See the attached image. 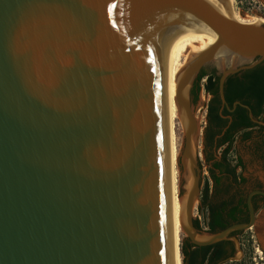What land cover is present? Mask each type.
Returning a JSON list of instances; mask_svg holds the SVG:
<instances>
[{
	"label": "water",
	"instance_id": "95a60500",
	"mask_svg": "<svg viewBox=\"0 0 264 264\" xmlns=\"http://www.w3.org/2000/svg\"><path fill=\"white\" fill-rule=\"evenodd\" d=\"M231 10L230 0H0V264H175L169 54L204 28L218 41L176 91L191 181L183 231L197 247L233 241L243 254L231 235L255 227L251 199L248 224L202 237L193 218L195 84L213 69L232 111L227 80L264 63V25Z\"/></svg>",
	"mask_w": 264,
	"mask_h": 264
},
{
	"label": "flooded vegetation",
	"instance_id": "af4514ba",
	"mask_svg": "<svg viewBox=\"0 0 264 264\" xmlns=\"http://www.w3.org/2000/svg\"><path fill=\"white\" fill-rule=\"evenodd\" d=\"M230 78L237 82L235 85L247 81L244 72ZM209 96L212 100L216 98L215 95L209 94ZM218 99L220 121L212 123L209 120L210 106H208L205 156L206 163L209 164V177L202 192L198 210L201 213L200 220L207 233H212L211 223L215 224L217 233L235 224H248L252 219L248 205L251 199L256 225L248 231H251L260 241L264 238V107L260 112L255 102L252 103L253 107L239 102L248 108L243 106L234 108L237 102L232 106L227 102L232 110L229 111L227 106L222 104L220 96ZM214 106L217 107V104ZM240 145L250 158L252 169L246 167L241 153L239 155L238 146ZM230 147H232L230 153L225 156L226 150ZM233 149L238 153L236 162L230 159ZM206 188H208L207 196H205ZM221 225L227 227L220 229ZM248 231L235 232L231 236L240 241ZM261 246L264 250L262 243ZM223 251L229 258L237 254L233 241L223 242Z\"/></svg>",
	"mask_w": 264,
	"mask_h": 264
},
{
	"label": "bare ground",
	"instance_id": "6f19581e",
	"mask_svg": "<svg viewBox=\"0 0 264 264\" xmlns=\"http://www.w3.org/2000/svg\"><path fill=\"white\" fill-rule=\"evenodd\" d=\"M234 0H230L231 12L234 18L243 24L248 25H264V19L254 16H247L242 18L233 8ZM227 14V10L223 9ZM218 41L217 34L204 28L201 31L192 33L172 47L169 54L168 64V107H169V133H170V162H171V182H172V204H173V230H174V247H175V264H184L183 256L181 255V235L183 231V212L187 202V190L191 185L185 188L183 186L182 172L179 165V159L181 153L179 152L178 145V131L180 128V122L182 123L180 111L176 102V91L178 81L182 70L186 65L198 54H201L212 47ZM204 107L200 108V112H203ZM199 114V113H198ZM196 119L202 124V118ZM202 128V127H201ZM181 129V128H180ZM202 132V130H201ZM185 189H184V188ZM185 193H183V191ZM199 202V201H198ZM197 206V204H196ZM195 213V212H194ZM261 243L264 246V238Z\"/></svg>",
	"mask_w": 264,
	"mask_h": 264
},
{
	"label": "trees",
	"instance_id": "16d2710c",
	"mask_svg": "<svg viewBox=\"0 0 264 264\" xmlns=\"http://www.w3.org/2000/svg\"><path fill=\"white\" fill-rule=\"evenodd\" d=\"M246 83L236 84L233 78H230L226 83V99L230 106L235 102H241L245 105L253 107V102L257 105L261 112V108L264 107V63L257 66L253 70L245 71ZM206 80L204 85L205 92L209 95H215L216 98L213 99L209 106V120L218 122L220 118L218 117V110L220 101L218 99V78L213 72L211 75L207 74L206 70H203L202 74L199 76L195 89L193 90L194 102L200 100L201 91L203 86L201 82ZM217 104V107L214 106ZM219 104V105H218ZM232 146V145H231ZM231 148L226 150L225 156L231 151ZM208 195V188H206L205 196ZM196 227L200 229L199 222H196ZM212 233H217V228L215 224H210ZM227 226L221 225L220 229H224ZM182 253L184 257V264H220L229 257L223 251V242L218 243L209 247H197L193 245L190 240H187V245L182 247Z\"/></svg>",
	"mask_w": 264,
	"mask_h": 264
},
{
	"label": "rangeland",
	"instance_id": "374dc122",
	"mask_svg": "<svg viewBox=\"0 0 264 264\" xmlns=\"http://www.w3.org/2000/svg\"><path fill=\"white\" fill-rule=\"evenodd\" d=\"M233 8L242 18H246L247 16H254L264 19V0H234ZM205 70L209 75L215 72L211 68H207ZM205 84H206V80H203L201 82V85L203 86V90L201 91L200 100L196 103L194 102L195 115L197 117L202 118L203 120L202 124H200V126L202 127V140L200 143L199 156H198V162L201 167V195L199 202L197 203L193 217L195 222L201 223L199 231H200V236L202 237L206 236L207 232L205 231V227L202 221L200 220L201 213H199L198 210L201 204L202 192L204 190V187L208 183L207 180L209 177V164L206 163L204 138L208 127V122H207L208 106L212 100V97L209 96L204 90ZM202 106L204 107V110L203 112L202 111L200 112V108H202ZM180 128L178 131V145H179V152L181 153L183 148V140H184V129L181 125V122H180ZM238 148L240 149L239 155L241 153V156L243 158L244 163L246 164V167L252 169L253 167L250 162V158L246 155L245 151L243 150V146L240 145L238 146ZM238 148L236 149L238 150ZM237 150L233 149L230 154V159L233 162L237 161V156H238ZM183 193H185V191ZM187 240L188 237L184 234V232H182L181 248L187 245ZM237 240L239 242L243 254L237 253L235 256L240 258V260L236 262H230L227 264H264V250L261 246L260 241L256 238V236L253 233H251V231H248L246 235H243V238H241L240 241L238 238Z\"/></svg>",
	"mask_w": 264,
	"mask_h": 264
}]
</instances>
